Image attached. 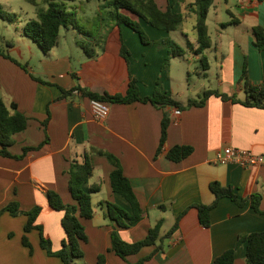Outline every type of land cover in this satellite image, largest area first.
I'll return each instance as SVG.
<instances>
[{
  "label": "crops",
  "instance_id": "obj_1",
  "mask_svg": "<svg viewBox=\"0 0 264 264\" xmlns=\"http://www.w3.org/2000/svg\"><path fill=\"white\" fill-rule=\"evenodd\" d=\"M155 1L162 10L173 3V11L188 13L185 22L194 14L187 7L195 0ZM11 3L12 0H0L4 10L11 9ZM222 14L229 18L221 20ZM211 20L215 22V37L211 35ZM232 20L238 22L222 27ZM142 24L151 44H143L128 26H115L108 33L105 50L94 59L86 58L77 44L81 35L73 28L65 29L64 35L61 30L59 45L49 53L25 35L24 26L17 42L4 40L0 51L18 63L0 54V96L8 107L16 104L17 111L28 118L27 129L14 136L10 151L20 155L25 147L38 146L46 138L49 142L21 160L0 156V210L13 201L24 211L42 206L37 223L43 225L52 249L58 251L66 238L62 227L64 213L51 209L46 191H55L65 204H74L67 171L71 162L84 163L88 157L94 172L84 189L90 191L95 185L101 189L92 193L93 217L82 220L88 241L82 244L84 259L76 264H99L100 255L105 256L103 264H136L150 256L156 247H144L124 260L111 251V234L116 227L122 240L135 243L145 239L149 229L161 219L164 220L161 235L165 236L181 213L184 215L177 232L165 239L162 249L144 264H211L232 248H237L234 264H248L246 245L238 246V238L264 231V214L256 213L249 202L240 207L223 198L212 210L211 226L206 228L200 224L198 209L193 205L214 201L210 189L214 181L233 187L240 197L253 193L264 195V164L242 168L215 163L217 152L227 147L251 149L264 156V109L212 96L203 107L181 112L142 102L110 104L107 119L98 121L91 112L89 98L78 92L63 97V90L76 86L99 94L124 95L132 75L138 80L142 97L151 96L158 87L178 101L190 99L181 100L180 94L174 92L170 68L176 59L189 55L200 61L201 56L190 50L184 57L173 58L169 68H165L168 49L156 42L173 39L171 34L179 32L183 47L190 41L196 49L195 25L192 27L195 36H191L183 25L178 31L168 33L145 21ZM207 25L212 45L204 54L210 69L206 77H200L209 83H201L196 97L205 90L216 89L244 100L246 94L240 79L245 62L251 81L264 88V50L256 45L253 32L256 26L264 29V0H215ZM123 42L130 51L129 62L121 53ZM167 110L172 122L166 144L159 152L161 122ZM49 116L45 129L43 122ZM176 145H190L194 152L181 162H173L167 158V152ZM97 150L120 160L123 173L130 179L145 211L142 219L128 228H119L107 216L108 202L130 213L132 206L112 190L110 174L114 166ZM161 205L166 209L160 208ZM261 209L264 210V199ZM27 222L26 215L1 214L0 264H64L61 258L48 255L38 230L25 232ZM25 235L32 250L23 243Z\"/></svg>",
  "mask_w": 264,
  "mask_h": 264
},
{
  "label": "trees",
  "instance_id": "obj_2",
  "mask_svg": "<svg viewBox=\"0 0 264 264\" xmlns=\"http://www.w3.org/2000/svg\"><path fill=\"white\" fill-rule=\"evenodd\" d=\"M25 2L39 7L36 18L26 21L24 25V33L34 42H36L43 52L49 53L56 48L60 43L62 29L73 28L83 38L77 41V44L82 48L86 58L94 59L105 50V44L108 33L115 26L126 25L136 32L142 43L145 45L151 44L152 40L144 29L142 21L150 24L153 28L172 33L178 31L188 13L173 11V3L166 10H162L155 0H83L81 5H77V0H24ZM97 1L96 8L93 14L89 15L87 6L92 2ZM215 0H195L194 3L188 5L187 8L193 12L196 17L194 30L197 36V48L190 41L186 47L179 45L171 38L161 39L157 41V45L168 49V56L164 62L166 68L171 59L184 57L190 50L195 54L200 55V72L199 75L206 77L207 71L210 69L208 57L204 52L212 45L211 36L209 33L207 19L211 7ZM17 15L15 13L5 11L0 5V20L15 22ZM238 21L232 20L229 23L222 24L226 27L229 24H235ZM256 45L264 50V29L256 26L253 29ZM11 46V45H10ZM122 56L128 62L130 51L127 45L123 42L121 49ZM0 54L6 58L18 63L8 54L0 51ZM35 78V77H34ZM76 78V76H75ZM41 81L39 78H35ZM42 82V81H41ZM246 98L238 99L236 95H228L221 93L216 89L203 91L197 98H190L186 102H181L174 99L171 94L162 92L156 87L151 96L142 97L138 86V80L131 75L130 86L126 94H99L89 89H83L76 86L72 90H63V97H67L73 92H78L81 96L91 99H97L108 104H131L135 102L150 103L158 109L166 110L175 108L179 112L192 107H203L208 99L212 96L220 97L223 101H231L240 103L246 107H257L264 109V88L255 85L249 78L247 62H245L243 73L240 79ZM11 110H15L12 113ZM50 116L43 122V126L47 129ZM172 122V115L167 110L161 122V137L159 152H162L168 139V131ZM28 118L17 111V105L12 104L8 107L4 99L0 96V156L21 160L25 158L29 152L40 150L49 139L38 146L25 147L22 154L13 155L10 148L14 145V136L27 129ZM98 154L106 156L109 162L114 166V170L110 174V185L114 192L121 194L132 206V212H128L124 208L114 203H103L108 210V218L116 222L119 228H128L139 222L144 216L145 211L141 207L138 196L132 186L130 179L124 175L120 160L107 152L97 150ZM194 152V148L190 145H176L167 152V158L173 162H181L188 158ZM94 165L90 158H86L84 163L73 161L67 171L69 179V189L75 201L74 204H65L62 197L55 191L48 190L46 195L49 205L52 210L61 211L64 213L62 218V227L66 233V238L62 242V247L58 251L52 249V241L44 233L43 225L38 224L37 220L42 212V206L36 205L29 211H24L20 208L17 201H13L0 210V216L4 212L10 214L26 215L28 222L25 226V232L28 233L34 229L40 232L41 245L47 251L49 256H55L62 259L64 264H76L77 261L84 259V251L82 244L88 241V236L85 232L83 219H91L94 215V207L92 203V193L99 192L100 185H95L90 188V191L84 189V184L93 176ZM210 189L215 195V199L211 204H195L198 209L200 224L203 227L211 226V212L216 208L223 198H229L238 206L243 207L248 202L254 211L258 214H264L261 209V203L264 195L261 193H253L247 197H240L233 187H225L220 182L214 181L210 184ZM160 208L166 209V206L161 205ZM184 213H181L175 221L172 228L165 236L161 235V229L164 220H159L148 231L145 239L128 243L122 240L118 233L117 227L111 234V251L115 252L120 258L127 260L129 256L138 254L144 247L155 246L154 252L136 264H144L152 258V256L162 249V242L165 239L171 238L179 229V222ZM23 243L30 247L32 245L27 235L23 237ZM246 245V261L248 264H264V231L253 232L248 235H242L238 238V246ZM237 248H232L225 251L217 257L211 264H234L236 259ZM105 262V256H99V264Z\"/></svg>",
  "mask_w": 264,
  "mask_h": 264
},
{
  "label": "rangeland",
  "instance_id": "obj_3",
  "mask_svg": "<svg viewBox=\"0 0 264 264\" xmlns=\"http://www.w3.org/2000/svg\"><path fill=\"white\" fill-rule=\"evenodd\" d=\"M83 0H77L76 4L81 5ZM97 1L92 2L90 6H87V10L89 15L93 14L96 8ZM11 9H5L7 12L15 13L17 15V19L15 22H8L0 20V46H2L4 40L8 42H17L23 35V26L24 23L32 18H36L39 7L33 6L24 0H12ZM214 18H219L214 16ZM221 20H227L229 18L228 15H223L220 17ZM196 23V16L191 15L188 20L182 24L184 28L188 29L191 36H195L192 27ZM144 27V25H143ZM215 22L211 20L210 29L211 35L215 37ZM145 29V28H144ZM146 30V29H145ZM65 29L62 30V34L64 35ZM135 33V32H134ZM135 35H138L135 33ZM179 32L172 33L171 37L175 39L180 45L184 46V40L179 37ZM28 37V36H27ZM83 37L81 36L80 39ZM31 45H34L31 42ZM187 55V54H186ZM172 60V59H171ZM171 62V61H170ZM170 63L168 65L169 68ZM171 76H172V84L174 88V92L176 94H180L181 100H186L188 98H197L196 92L198 88H200L201 83H209L206 82L205 78H201L199 75L200 70V61L195 60L193 57L191 58L189 55L184 58L176 59L172 62V66L170 68ZM198 94V93H197ZM172 228V227H171Z\"/></svg>",
  "mask_w": 264,
  "mask_h": 264
},
{
  "label": "built area",
  "instance_id": "obj_4",
  "mask_svg": "<svg viewBox=\"0 0 264 264\" xmlns=\"http://www.w3.org/2000/svg\"><path fill=\"white\" fill-rule=\"evenodd\" d=\"M90 109L98 121H105L110 113V104L97 99H91ZM216 164H235L242 168H254L264 164V156L256 154L251 149L227 147L217 152Z\"/></svg>",
  "mask_w": 264,
  "mask_h": 264
}]
</instances>
